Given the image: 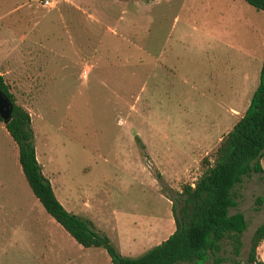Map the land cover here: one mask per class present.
<instances>
[{
    "label": "rangeland",
    "instance_id": "374dc122",
    "mask_svg": "<svg viewBox=\"0 0 264 264\" xmlns=\"http://www.w3.org/2000/svg\"><path fill=\"white\" fill-rule=\"evenodd\" d=\"M41 2L0 0V39L24 35L42 47L27 56L29 45H18L22 56L3 78L28 112L35 158L58 202L121 255L137 256L172 232L169 195L201 175V159L247 106L264 54L263 15L244 0ZM234 192L229 213L246 222L242 246L237 256L224 248L218 264H244L264 219L258 174ZM0 264H111L43 210L2 123Z\"/></svg>",
    "mask_w": 264,
    "mask_h": 264
},
{
    "label": "trees",
    "instance_id": "16d2710c",
    "mask_svg": "<svg viewBox=\"0 0 264 264\" xmlns=\"http://www.w3.org/2000/svg\"><path fill=\"white\" fill-rule=\"evenodd\" d=\"M244 2L260 11L264 18V0ZM0 92L11 105L3 127L16 146L17 162L28 188L43 210L78 245L102 248L111 264H206L209 259L218 264L226 247L231 255H239L246 222L242 213H229L236 205L234 187L251 174H258L264 187V169L260 164L264 155V54L257 84L243 113L222 135L210 159H201V175L169 195L172 232L137 256L121 255L91 221L62 207L36 161L28 112L15 102L1 74ZM260 201L257 197L256 203ZM262 240L264 219L250 236L244 264H264V252L262 258L256 254Z\"/></svg>",
    "mask_w": 264,
    "mask_h": 264
},
{
    "label": "crops",
    "instance_id": "0c3cea01",
    "mask_svg": "<svg viewBox=\"0 0 264 264\" xmlns=\"http://www.w3.org/2000/svg\"><path fill=\"white\" fill-rule=\"evenodd\" d=\"M11 13V12H9ZM12 23V22H11ZM14 23V22H13ZM14 25V24H13ZM34 27V26H32ZM31 27V28H32ZM15 32V31H14ZM14 38V37H12ZM19 39H12L10 41V38L7 37L5 39H0V74L3 76L6 74V72L10 71L12 67L16 64L15 61H13V57H16L18 55L22 56V52H20V48L18 45L25 43L26 45H29L26 47V55L30 56L28 50L31 46L32 48H36V56L40 55V51L42 47L40 44L36 43L33 40L28 39L27 41L24 40V35L18 37ZM13 41L15 43H13ZM3 62V63H2Z\"/></svg>",
    "mask_w": 264,
    "mask_h": 264
},
{
    "label": "water",
    "instance_id": "95a60500",
    "mask_svg": "<svg viewBox=\"0 0 264 264\" xmlns=\"http://www.w3.org/2000/svg\"><path fill=\"white\" fill-rule=\"evenodd\" d=\"M10 110L11 105L9 101L0 92V119L2 124L7 122Z\"/></svg>",
    "mask_w": 264,
    "mask_h": 264
},
{
    "label": "built area",
    "instance_id": "2783aa9c",
    "mask_svg": "<svg viewBox=\"0 0 264 264\" xmlns=\"http://www.w3.org/2000/svg\"><path fill=\"white\" fill-rule=\"evenodd\" d=\"M51 0H42L41 5L42 6H50Z\"/></svg>",
    "mask_w": 264,
    "mask_h": 264
}]
</instances>
